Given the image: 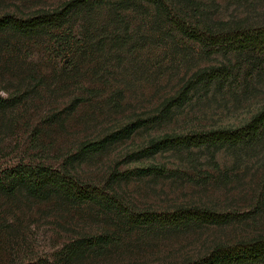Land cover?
<instances>
[{"label": "rangeland", "instance_id": "1", "mask_svg": "<svg viewBox=\"0 0 264 264\" xmlns=\"http://www.w3.org/2000/svg\"><path fill=\"white\" fill-rule=\"evenodd\" d=\"M70 1L0 0V17L28 18ZM174 1L191 22L264 27V0ZM138 3L119 14L102 7L72 17L64 30L83 49L74 55L59 38L0 34V98L17 99L15 107L0 110V170L43 163L105 187L113 172L164 167L169 178L132 177L111 183L112 193L135 212L194 207L237 219L222 227L122 234L120 212L60 199L38 202L23 194L0 196V264H191L217 246L264 236V137L256 146L223 148L215 156L194 150L133 161L136 152L165 135L244 126L264 109V73L246 78L237 69L226 87L195 92L168 122L83 162L71 161L84 144L155 116L194 73L239 61L234 54L210 56L178 35L167 36L154 7ZM113 233L118 239L101 254L74 247Z\"/></svg>", "mask_w": 264, "mask_h": 264}, {"label": "trees", "instance_id": "2", "mask_svg": "<svg viewBox=\"0 0 264 264\" xmlns=\"http://www.w3.org/2000/svg\"><path fill=\"white\" fill-rule=\"evenodd\" d=\"M138 1L140 4L146 3L154 7L157 23L167 29V36L178 35L199 46L205 54L210 56L234 54L239 61L237 64H232V61H229L228 64L213 66L194 73L176 96L162 104L155 116L140 118L97 142L84 144L81 156L71 159L73 164L83 162L90 156L102 154L110 147L130 140L143 129L168 122L176 110L183 108L192 100L195 92L210 89L213 85L226 87L236 79L237 69L240 72L245 71L246 78L253 77L255 73H264V27L225 28L219 26L218 28L205 23L191 22L187 14L177 7L174 0H71L60 9L38 11L34 16L28 18L11 14L4 15L0 17V34H13L30 41L48 36L59 38L65 45L62 46L64 51H71L74 55L75 51L83 49H78L77 43L71 41L72 34L69 36L64 30L66 26L70 25L72 17L82 15L83 12H95L102 7L103 9L110 7L119 14L136 7L139 4ZM16 102L17 99L4 100L0 98V110L11 109L15 107ZM117 105L119 106V104ZM263 137L264 109L239 128L165 135L151 141L146 147L136 152L133 161L153 158L166 152L192 153L194 150H206L215 156V153L223 148L238 149L256 146ZM151 176L169 178L171 172L164 167L157 166L137 168L126 172H113L109 176L108 184L105 187H100L81 181L66 167L62 169L43 163L21 162L0 170V196L13 198L23 194L38 202L60 199L72 206L93 205L107 211L111 210L110 212H120L122 223L118 231L122 234L157 229L181 231L189 227H222L237 219L231 214H219L209 209L194 207L178 208L162 213L135 212L126 208L116 194L112 193L114 185L110 186L111 183L116 185L132 177L147 178ZM117 236L118 233L92 237L79 242L74 247L82 248V251L92 250L96 253L99 251L101 254L110 249L114 241L118 239ZM191 264H264V236L243 240L232 245L217 246L210 253Z\"/></svg>", "mask_w": 264, "mask_h": 264}]
</instances>
